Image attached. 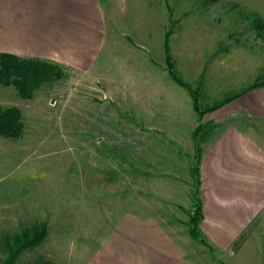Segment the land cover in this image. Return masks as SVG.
I'll list each match as a JSON object with an SVG mask.
<instances>
[{
	"label": "rangeland",
	"instance_id": "obj_1",
	"mask_svg": "<svg viewBox=\"0 0 264 264\" xmlns=\"http://www.w3.org/2000/svg\"><path fill=\"white\" fill-rule=\"evenodd\" d=\"M101 6L114 50L101 59L109 60L110 67L97 69L99 75L93 77L62 65L63 76L44 84L28 99L14 86H0V104L19 107L24 122L21 138L0 136L8 139L0 142V264H5L7 256L4 238L36 222L48 225V236L24 252L17 264H78L123 211L142 207L184 231L191 238L186 249L196 261L218 264L201 222L198 236L205 243L190 231L196 203V144L202 147L212 123L199 120L190 99L179 98L177 92L185 96L186 91L167 69L165 33L172 28L169 19L175 20L169 38L175 69L208 113L222 101L212 99L215 93L221 94V88L223 94L234 92L226 98L264 86L250 88L264 82V30L257 27V20L264 22V0H101ZM216 59L248 65L234 69L240 74H235L240 78L235 90L234 83L224 80L218 90L208 89L206 77ZM113 75L130 77L122 99L111 97L105 89V76ZM139 84L142 89L172 86H166L163 104L167 112L172 105L183 107L184 133L171 132V114L156 118L158 94L145 95L150 108L146 115H139L143 112L138 105ZM114 92L120 98L122 91ZM51 98L57 99L54 107L49 104ZM100 100L110 108L97 103ZM192 115L198 117L191 133L194 146L187 136ZM92 122L105 124L110 131L107 148L100 149V154L86 131Z\"/></svg>",
	"mask_w": 264,
	"mask_h": 264
},
{
	"label": "crops",
	"instance_id": "obj_2",
	"mask_svg": "<svg viewBox=\"0 0 264 264\" xmlns=\"http://www.w3.org/2000/svg\"><path fill=\"white\" fill-rule=\"evenodd\" d=\"M101 7V0H0V53L52 60L96 77L99 75L97 69L111 65L109 60L101 59L102 54L114 52L113 38L108 36ZM251 62L256 67L254 61ZM241 67L248 65L226 59L212 60L211 71L206 77L208 89L218 90L219 82L224 80L228 85L234 83L231 86L235 90L240 74L234 69ZM123 76H105V89L113 94L111 97H125L130 77ZM166 86L172 88L161 84L142 89L139 84L138 105L143 110L139 115L147 114L150 107L145 95L153 92V95H160L162 103L155 104L156 118L171 114L174 116L171 132L184 133V129L181 131L183 107L172 105V112L164 107ZM181 87L186 95L183 91L177 92L179 98L190 99L194 110L188 91ZM117 88L122 91L120 98L114 92ZM219 91L221 94L215 93L213 101L224 100L226 95L234 93L223 94L222 88ZM98 102L110 108L104 101ZM8 105L12 104L8 102ZM216 109L205 113L201 120L211 122L212 126L202 145L200 197L204 217L200 226L223 264H264V86ZM192 116L194 122L187 128L190 140L198 124V117ZM163 124L162 121L160 125ZM88 126L86 131L99 153L106 147L110 131L101 123L92 122ZM5 140L8 139L0 137V142ZM191 146H194L193 139ZM140 209L142 212L123 211L99 245L86 258L81 255L78 264H201L187 251L186 245L191 238L184 236V231L175 229L161 214Z\"/></svg>",
	"mask_w": 264,
	"mask_h": 264
},
{
	"label": "trees",
	"instance_id": "obj_3",
	"mask_svg": "<svg viewBox=\"0 0 264 264\" xmlns=\"http://www.w3.org/2000/svg\"><path fill=\"white\" fill-rule=\"evenodd\" d=\"M212 3L218 0H209ZM172 28L165 33V50L167 69L172 79L179 85L187 88L194 99V109L202 120L203 115L208 110H202L196 91L184 82L177 74L175 69V61L170 52L169 38L174 31L175 20L171 18ZM257 27L264 30V22L257 20ZM63 76V67L59 63L41 58H25L12 53H0V86H14L18 94L25 99L32 98L36 91L44 84L57 81ZM264 85V82L252 85L250 88ZM241 96L236 94L220 101L217 105L212 106L209 110L216 109L224 103H228ZM24 133L23 114L19 107L3 106L0 104V136L6 138H21ZM203 149L197 141L196 144V164L194 165V177L197 179V188L195 190V207L192 214V224L190 226L191 234L205 243L204 239L198 236L199 223L203 219V204L199 199L201 191L199 190V168L202 159ZM48 236V225L44 222H36L22 228L21 232L7 235L2 241V246L7 251L5 264H17L21 255L36 246H39ZM219 261V260H218ZM46 262V261H45ZM50 264L49 262H46ZM220 264H223L219 261Z\"/></svg>",
	"mask_w": 264,
	"mask_h": 264
},
{
	"label": "built area",
	"instance_id": "obj_4",
	"mask_svg": "<svg viewBox=\"0 0 264 264\" xmlns=\"http://www.w3.org/2000/svg\"><path fill=\"white\" fill-rule=\"evenodd\" d=\"M49 104L54 107L56 104H57V99H53L51 98L50 101H49Z\"/></svg>",
	"mask_w": 264,
	"mask_h": 264
}]
</instances>
